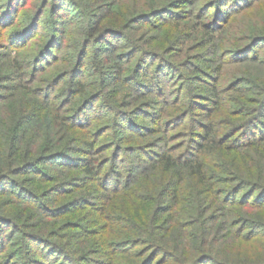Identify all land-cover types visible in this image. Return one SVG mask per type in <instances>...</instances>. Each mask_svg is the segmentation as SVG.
Listing matches in <instances>:
<instances>
[{
	"label": "trees",
	"instance_id": "obj_1",
	"mask_svg": "<svg viewBox=\"0 0 264 264\" xmlns=\"http://www.w3.org/2000/svg\"><path fill=\"white\" fill-rule=\"evenodd\" d=\"M126 1L0 0V191L14 186V203L47 215L56 228L28 232L0 208V259L254 264L253 253L238 248L264 236V87L241 77L222 87L220 68L264 63V26L247 27L237 41L220 36L264 0H139L131 9ZM164 28L163 40L145 33ZM175 29L180 39L170 37ZM231 90L244 98L235 103L256 106L244 120L241 107L234 114L241 119L225 130L216 111L232 101ZM133 137L151 140L126 147ZM43 164L56 170L46 173ZM22 173L52 186L25 189L13 180ZM87 181L100 193L86 189L56 208L40 199ZM148 191L152 198H144ZM86 202L107 219L106 233L92 232L75 249L55 241L53 233L68 228L55 212Z\"/></svg>",
	"mask_w": 264,
	"mask_h": 264
},
{
	"label": "rangeland",
	"instance_id": "obj_2",
	"mask_svg": "<svg viewBox=\"0 0 264 264\" xmlns=\"http://www.w3.org/2000/svg\"><path fill=\"white\" fill-rule=\"evenodd\" d=\"M139 3H140L139 0H127L125 6L126 8L131 9L137 6ZM192 12L193 10H191L190 13ZM232 19L227 24L229 25L227 26L228 29L225 28L227 29V31L224 32L220 36V42L222 41L224 43H228L231 41H237L239 36H242L244 34V31H247L249 29L247 27L252 26L254 24L255 26H258V25L264 26V2L256 6L252 10L247 11L244 14L240 13L233 20ZM191 20H193V22H196L197 20H199L198 21L199 24L201 23L200 19H196V17L192 18ZM195 29L197 31L198 30L201 31L200 27H197ZM195 29L189 28L188 32H191V31L193 32L195 31ZM167 31L168 29L164 28V30L160 31L159 33L153 32V34H151L150 31H147L145 33H147V35L149 36H154L155 38H157V36L155 35H162L161 38L163 40L165 36H168ZM179 31H180L179 29H175V31L169 32L172 34V36L170 37L175 38V39H180L179 33H176ZM156 40L157 39H155L152 43L156 44ZM169 43L170 42H165L163 46H167ZM262 48H264V44ZM202 50L204 49H198L197 51H193V52L198 53ZM261 56L264 58V50L262 51ZM207 60H210V65H213V66L216 65L215 64L216 62L212 61L214 59H212V57H210V55L208 54H207ZM220 69H221V74H222L220 86L222 87L229 86L231 82L234 81L238 77H241L244 79L246 78L248 82H250L251 84H254L255 86L264 87V63H260L259 61L230 62L227 64H222ZM197 90H198L197 92L203 93L202 92L203 90H200L199 88ZM249 94L250 95L248 97H251V98H252V95H254V93L252 92ZM226 96H232V101H230V99L228 98L225 102V105L222 103V105H220L219 107V111L218 110L216 111V114L222 111V115H220L219 113L220 116L218 117L215 114V117H218V122H220L221 127H222L221 129L228 130L231 128L230 121L237 122L236 119H241L240 114L239 115H234V114L238 112V110H241L240 108L242 106L240 104L235 103L233 99L236 97L237 99L244 100V98L239 93H236V90L227 91ZM243 102H244V107H242V109L244 108V113L246 114L248 113L247 115L244 113L242 114V119L244 120L246 117L249 116V114L253 112V110H255L254 107L256 106V103L250 100H245ZM201 117H202L201 118L202 120H206V121L208 120L205 114H203ZM171 132H176V130H170V133ZM131 139L129 141L127 139H124L123 142L128 143L126 147L130 146L131 143L133 144L147 143L149 140H151L149 139V137H146V139L144 137H141V138L133 137ZM183 140L184 139H173L171 140L170 144H178L179 142H183ZM53 166H54L53 164H49V165L43 164L41 167L43 168L42 170L46 171V173L52 174V172L56 170V168ZM101 175L103 176V174ZM13 180L14 182L17 181L18 184H21L22 187L25 189H28V188L37 189L38 188L40 193H43V192L46 193L47 190L52 186L51 185L52 183L50 181H44L41 176L34 175L33 173H29V175L26 173L19 174L16 177H14ZM68 181L69 180H65L66 183ZM9 182H11V180ZM78 184H81V183L79 182ZM85 184L86 186H84L83 188H80V186L74 185L66 189H63L61 191H58L56 193L52 192V193H49L48 195L43 194L41 195L40 199L43 200L47 206L51 208H56V207H60L61 204H63L64 202L70 199L81 197L82 196L81 192L86 191V189L89 191L92 190L95 194L100 193L94 190L97 187L95 185H92L90 181H87L86 183H84V185ZM5 188L7 189H3L2 191H0V208L4 210H8L9 212H12V214H15L18 221L20 222L22 226L21 228H23L24 230H27L28 232L38 231V228L40 225H45L48 223H49V227H48L49 229L55 228L52 226L51 219L47 217V215L43 216V214L40 211L29 210L27 207H25V205L21 204L20 202H18L17 204L14 203V201L12 200L15 196V192L13 193V191L15 190L14 186L8 185L7 183L5 184ZM143 195H144V198L146 196L152 198L153 192L148 191V192H145ZM92 200L95 201V203L98 206L102 204L100 203L101 199L94 198ZM118 203H120V201H118ZM55 214H56L55 217L59 219V223H61V226H68V228L64 230L61 227H59L57 229L58 231L53 233L54 234L53 238H56L54 240L62 241V242L67 241L69 242V246H71L74 249L81 247L83 245L81 242L82 239L86 238V241H87L88 239L94 238V236L88 237V235L91 234L92 232H98L96 237L100 238L105 232V228H106L105 226L108 224L107 223L108 221L106 218H104L102 212L98 208H95L94 205H91L89 202L80 203L79 205L73 208H70L69 210L64 211L63 213H59V211H56ZM107 218L109 217L107 216ZM66 222H69V223H66ZM77 226H81V227H77ZM16 234L20 235V232L18 231ZM257 235L259 237L257 239L258 240L257 242H255L254 244H249V245H246L247 243H245V244L240 245L238 248L239 251L241 249L243 252L253 253L254 260L252 262L254 264L261 263V261L264 260L263 231H260ZM88 246H92V245L89 244ZM91 248L97 249V248H101V246L95 245ZM82 250L85 251V247H82L78 251V253H81ZM114 260L116 261L115 264H122L124 262H129L132 259L126 255H122V256L115 255ZM8 262L9 261H7V263H4L2 262V259H0V264H8Z\"/></svg>",
	"mask_w": 264,
	"mask_h": 264
}]
</instances>
